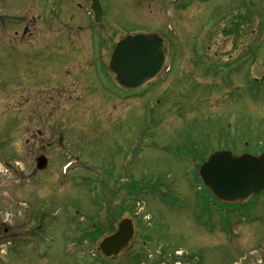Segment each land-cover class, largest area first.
Returning <instances> with one entry per match:
<instances>
[{
	"label": "rangeland",
	"instance_id": "374dc122",
	"mask_svg": "<svg viewBox=\"0 0 264 264\" xmlns=\"http://www.w3.org/2000/svg\"><path fill=\"white\" fill-rule=\"evenodd\" d=\"M29 1L25 9L30 16L38 15L42 4L48 9L58 6L55 13L62 11L66 17L62 23L74 15L73 28L67 30L78 39L81 58L92 52L91 38L99 56L103 46L104 54L108 49L111 54L120 38L130 33L167 32L170 68L165 77L122 104L121 113L111 109L112 123L119 114L123 119L119 130L116 127L114 134H107L105 126L86 130L72 142L80 157L57 159L58 166L73 160L72 172L89 173L87 180H79L82 188L76 195L92 200L91 210L85 203L77 205L90 214L97 212L94 203L103 196L114 197L104 195L103 182L113 187L114 171L124 176L127 205L139 208L135 212L141 227L133 246L111 259L97 251L99 241L72 247L77 221L67 217L74 213L71 200L61 201L73 194L65 174L59 179L61 189L54 174L46 176L50 189L38 191L32 183H19L21 173L13 174L2 165L0 264H135L138 255L143 264H168L162 255L168 248L185 259L183 264H264V194L242 208L220 206L202 188L199 176L202 157L214 150L264 152V0H190L187 9L167 11L152 3L153 9H139V17L122 3L125 0H111L114 5L100 0L104 7L109 3L106 10L120 9L125 15L122 23L108 20L105 25H93L90 0ZM119 17L114 14L117 22ZM12 36L11 29L0 31V38ZM6 61L4 56L0 76L9 78L12 67ZM96 64L101 69L102 62ZM5 124L13 130V124ZM89 183L93 196L86 188ZM59 195L61 204H55ZM45 208L53 222H47L49 239L35 254L18 241H23L27 211L35 219ZM178 250L182 252L177 254ZM173 253H168L170 264Z\"/></svg>",
	"mask_w": 264,
	"mask_h": 264
},
{
	"label": "flooded vegetation",
	"instance_id": "af4514ba",
	"mask_svg": "<svg viewBox=\"0 0 264 264\" xmlns=\"http://www.w3.org/2000/svg\"><path fill=\"white\" fill-rule=\"evenodd\" d=\"M116 2L109 0L111 5ZM187 2L190 0H125L122 3L129 4V8L135 11V16L139 17V9H144L143 6L153 9V4H157L155 9L167 11L184 9L189 6ZM29 3V0H17V4H14L13 0H0V31L11 29L14 35L10 38H0V63L6 56L9 60L6 62L12 67L9 78L0 76V153H4L0 155V166L4 165L13 174L16 171L21 173L19 183H32L34 187H38V191L44 186L49 190L50 184L47 183L46 176L55 174L57 188L61 189L63 182L59 179H63L62 168L66 162L58 166L57 159L62 155L77 159L78 151L72 142L86 130L96 126H105L107 134L113 133L116 127L119 130L123 119L119 114L118 121L112 123L111 109H118V113H121V105L126 104L132 96L138 95L139 91H128L113 79L109 70L110 49L105 50L104 54L103 46V55H96L93 38L90 40L92 52L83 57L84 59L79 56L78 39L71 37L68 32L73 28V14L62 23V19L66 17L62 11L55 13V10L60 9L58 6L52 5L48 9L42 4L38 15L30 16L26 11L29 9ZM109 3L106 7L103 5V20L100 25H105L108 20L111 24L122 23L120 20L125 17L121 14L123 11L118 9L119 11L114 13L106 10L109 9ZM116 13L118 17L121 16L118 22L114 18ZM45 14L48 15L47 19ZM65 35L67 38L64 39ZM161 35L168 43L167 32ZM97 61L102 62L101 69L96 64ZM5 123L13 124V130L11 125L6 128ZM16 141L21 143L15 144ZM71 163L74 161L71 160ZM72 168L73 166L68 168L65 176L70 180L73 194L70 198L67 196L62 200L59 195L58 200H71L74 205V213L70 214L67 210V217L74 223L77 221L74 234L71 233L75 237L71 240V245L81 249L84 243H94V237H104L116 231L123 217L129 215L135 218V207L127 205L124 176H116L114 171L111 179L114 186L111 187V183L107 181L102 184L104 195L111 194L114 197L106 199L107 197L103 196L99 202L96 201L94 204L97 212L94 214L78 208L79 203H85L90 205V210L93 209L92 200L82 201V197L76 195L78 189L82 188L79 180H87L89 173L72 172ZM86 168L84 170H87ZM114 168L117 169L116 166ZM86 188L90 194L94 190L90 183ZM117 195L118 198L115 197ZM61 201L55 204H61ZM66 203L67 201L62 204L66 206ZM45 210L46 212L38 213L35 219L32 213L27 211L24 220L25 233L21 236L23 241H18L34 249L35 254L39 253L38 249L49 239L46 237L49 227L47 222L52 219L48 217L49 211L46 208ZM139 226L141 224L137 217L135 238ZM152 240L151 238L149 243ZM165 252H173L168 248L161 253L167 257V263L170 264L168 257L171 254ZM137 257L138 260L134 263L143 264L144 259L139 258V255ZM176 258L174 256V261ZM132 259H135V256ZM103 263L106 264L105 261Z\"/></svg>",
	"mask_w": 264,
	"mask_h": 264
},
{
	"label": "water",
	"instance_id": "95a60500",
	"mask_svg": "<svg viewBox=\"0 0 264 264\" xmlns=\"http://www.w3.org/2000/svg\"><path fill=\"white\" fill-rule=\"evenodd\" d=\"M92 9L96 22H101L103 9L100 0H92ZM166 53L167 46L160 35L128 34L117 43L110 70L120 85L135 90L160 74ZM200 176L218 201L244 205L264 189V154L213 152L201 166ZM134 235V220L125 217L116 232L101 239L98 249L106 257H117L130 247Z\"/></svg>",
	"mask_w": 264,
	"mask_h": 264
},
{
	"label": "trees",
	"instance_id": "16d2710c",
	"mask_svg": "<svg viewBox=\"0 0 264 264\" xmlns=\"http://www.w3.org/2000/svg\"><path fill=\"white\" fill-rule=\"evenodd\" d=\"M94 238H97V237H94Z\"/></svg>",
	"mask_w": 264,
	"mask_h": 264
}]
</instances>
